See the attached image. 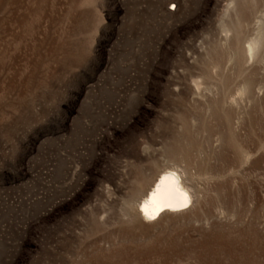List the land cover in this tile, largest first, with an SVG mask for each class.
Instances as JSON below:
<instances>
[{
    "label": "rangeland",
    "instance_id": "rangeland-1",
    "mask_svg": "<svg viewBox=\"0 0 264 264\" xmlns=\"http://www.w3.org/2000/svg\"><path fill=\"white\" fill-rule=\"evenodd\" d=\"M0 264H264V0H0Z\"/></svg>",
    "mask_w": 264,
    "mask_h": 264
},
{
    "label": "bare ground",
    "instance_id": "bare-ground-1",
    "mask_svg": "<svg viewBox=\"0 0 264 264\" xmlns=\"http://www.w3.org/2000/svg\"><path fill=\"white\" fill-rule=\"evenodd\" d=\"M250 50L252 46H249ZM150 171V176L144 179L138 192L136 206L137 214L144 222L156 221L164 214L173 215L190 207L192 194L178 170L173 167H157Z\"/></svg>",
    "mask_w": 264,
    "mask_h": 264
}]
</instances>
